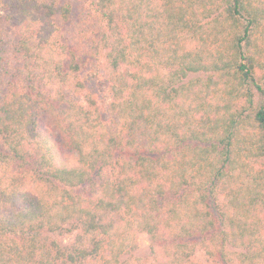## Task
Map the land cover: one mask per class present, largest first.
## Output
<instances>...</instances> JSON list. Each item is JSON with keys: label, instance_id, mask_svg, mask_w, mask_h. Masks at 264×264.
Instances as JSON below:
<instances>
[{"label": "trees", "instance_id": "trees-1", "mask_svg": "<svg viewBox=\"0 0 264 264\" xmlns=\"http://www.w3.org/2000/svg\"><path fill=\"white\" fill-rule=\"evenodd\" d=\"M140 232L264 264V0H0V264H142Z\"/></svg>", "mask_w": 264, "mask_h": 264}, {"label": "rangeland", "instance_id": "rangeland-1", "mask_svg": "<svg viewBox=\"0 0 264 264\" xmlns=\"http://www.w3.org/2000/svg\"><path fill=\"white\" fill-rule=\"evenodd\" d=\"M15 30H16L15 26L11 25L8 27L7 32L10 34L13 33L15 34ZM96 74L97 73L95 72V70H91L86 74L85 78L88 81V83L99 92V95L102 100L104 113L106 114V106L110 100V95L109 92L106 90V88L98 82ZM44 125L47 128H49V131L56 136L57 140L60 141V134L56 131V128L52 123V120L46 119ZM71 239H72V234H66L62 237L64 243H69ZM151 242H152L151 236L147 232H140L138 234V247L132 253L133 255L138 256L140 258L141 260L140 262L142 264H157L151 252ZM198 257L200 259L204 258L202 252L198 253Z\"/></svg>", "mask_w": 264, "mask_h": 264}]
</instances>
